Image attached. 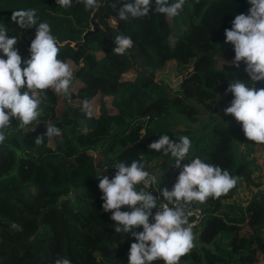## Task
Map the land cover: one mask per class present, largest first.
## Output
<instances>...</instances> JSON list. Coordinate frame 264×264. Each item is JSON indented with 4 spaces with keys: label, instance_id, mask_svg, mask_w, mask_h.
Masks as SVG:
<instances>
[{
    "label": "trees",
    "instance_id": "trees-1",
    "mask_svg": "<svg viewBox=\"0 0 264 264\" xmlns=\"http://www.w3.org/2000/svg\"><path fill=\"white\" fill-rule=\"evenodd\" d=\"M121 2L104 0L86 10L77 0L67 9L56 0H0V23L9 36L20 38L16 47L23 60L30 58L36 29L12 22L17 10L36 9L38 23L46 21L58 43L79 42L60 48L58 56L74 71L70 96L46 90L37 124L21 128L12 118L0 144V264H55L64 257L71 264H128L135 239L114 231L112 213L102 209L97 178L102 173L112 179L116 157L127 149L143 163L153 162L162 153L148 145L165 134L177 141L189 136L193 144L181 168L171 165L172 181L194 157L239 177L227 195L185 206L200 208L202 218L192 226L199 245L180 264H264V145L248 140L236 120L195 125L201 112L227 108L222 96L229 82L251 83L243 62L232 65L234 48L224 35L251 5L186 0L173 18L153 9L145 17L120 20ZM93 12L97 30L82 44ZM117 35L133 40L123 55L112 51ZM170 63L183 75L169 78ZM159 76L164 82L155 81ZM254 86L264 88V81ZM85 100L96 102L91 118ZM49 124L61 135L45 136L37 145L36 137Z\"/></svg>",
    "mask_w": 264,
    "mask_h": 264
},
{
    "label": "clouds",
    "instance_id": "clouds-1",
    "mask_svg": "<svg viewBox=\"0 0 264 264\" xmlns=\"http://www.w3.org/2000/svg\"><path fill=\"white\" fill-rule=\"evenodd\" d=\"M247 2L251 5L247 14L236 15L224 35L225 43H231L234 48L232 65L238 68L243 62L247 81L251 83L237 78L228 83L226 93H231L233 99L224 112L241 124L248 140L264 145V88L254 86L256 82L264 81V0ZM56 3L67 9L72 7L73 0H56ZM77 3H82L86 10L98 6V0H77ZM185 3L186 0H173L171 3L170 0H154L153 6V0H133L131 3L122 0L117 15L120 20H128L129 17H145L154 9L157 14L173 18L180 14ZM11 20L21 29L35 26L36 30L29 47L30 58L23 60L16 47L20 38L9 36L8 28L0 23V144L7 139L12 118L19 121L21 128L35 126L44 112L41 105L45 102L46 90L69 97L74 79L70 65L58 59L60 46L50 25L46 21L38 23L36 9L14 11ZM132 47L130 36L117 35L112 51L123 55ZM22 63L26 67L22 68ZM83 104L86 116L91 118L93 112L89 102L85 100ZM59 135L61 130L49 124L46 132L36 137L35 143L41 145L45 136ZM148 147L170 156L171 165L181 168V162L187 161L193 144L189 136H181L177 141L165 134ZM113 167L116 172L112 179L102 176V173L97 178L98 188L103 193L102 209L110 211L111 219L116 222L114 231L130 234L135 239L129 248L128 264H153L157 260H162L163 264H180L181 257L194 249L196 240L185 206L192 202L206 203L210 197L219 199L235 188L239 181L238 176H232L226 169L194 157L182 166L171 191L159 189L163 202L158 208L160 197L149 190H137V185H156L157 190L164 172L150 173L145 164L137 160L130 164L117 162ZM122 207L129 210L121 211ZM154 208L158 211L153 216ZM150 216L154 223L149 222ZM135 228L143 230L136 232L133 231ZM55 264H71V260L57 258Z\"/></svg>",
    "mask_w": 264,
    "mask_h": 264
},
{
    "label": "rangeland",
    "instance_id": "rangeland-1",
    "mask_svg": "<svg viewBox=\"0 0 264 264\" xmlns=\"http://www.w3.org/2000/svg\"><path fill=\"white\" fill-rule=\"evenodd\" d=\"M223 62V58L221 57H217V66H221ZM168 72L167 75L169 76V78H175V77H180L181 75H183L184 72H180L177 73L176 71H174L173 68V64L170 63L169 67L167 68ZM161 77H157L155 81H163V79H160ZM165 79V77H164ZM164 82V81H163ZM223 99L225 100V102L227 103V107L230 106V102L233 99V96L231 93H226L225 95L222 96ZM89 106L94 110L96 109V102H92L89 104ZM225 108V107H224ZM231 115H226L223 109V106L221 107V109L217 112L214 113H209V112H201V114L198 117V120L195 122L196 128H198L201 125H204L206 121H212V122H226L232 125V123L235 121L234 118L230 117ZM195 128V129H196ZM261 153V151H259ZM262 155V153H261ZM117 162H125L130 164L133 160H137V161H141V159L134 157L131 154L130 150H125L122 153H120L117 157H116ZM143 162V161H141ZM171 163H172V158L169 156H165L163 155V153L154 160V162L152 163L151 166H153L152 168H150V165L147 163H144L146 166V169H151V173H162L164 172V175L161 179V182H164L165 180H167L169 178V176H172L173 174V170L171 168ZM104 170V169H103ZM101 170V171H103ZM161 185V184H160ZM195 245L198 246V242L197 240H195ZM204 253H207V250L204 249ZM210 260V259H209ZM157 262L159 264H163L162 260H157ZM208 264H215L212 261H209Z\"/></svg>",
    "mask_w": 264,
    "mask_h": 264
},
{
    "label": "built area",
    "instance_id": "built-area-1",
    "mask_svg": "<svg viewBox=\"0 0 264 264\" xmlns=\"http://www.w3.org/2000/svg\"><path fill=\"white\" fill-rule=\"evenodd\" d=\"M175 183L176 182L171 181L168 184H166L163 188H167L169 191H171ZM156 187H157L156 185L141 184L142 190H149V192L152 193L154 196L160 197V199L158 200V205H157V207L159 208L160 202H163V197L160 195V191H159L160 188L156 190ZM164 203H167V202L165 201ZM169 206L171 207L172 205L169 204ZM157 211L158 209H155V208L152 209V215L154 216ZM186 214L188 215L190 226L196 225L202 218V211L198 207L186 209ZM149 222L154 223L152 216L149 217Z\"/></svg>",
    "mask_w": 264,
    "mask_h": 264
},
{
    "label": "water",
    "instance_id": "water-1",
    "mask_svg": "<svg viewBox=\"0 0 264 264\" xmlns=\"http://www.w3.org/2000/svg\"><path fill=\"white\" fill-rule=\"evenodd\" d=\"M104 0H98L99 3H102ZM94 17H95V12L92 13L91 17H90V23H91V28L90 29H86L82 35V41L81 43L82 44H85V39H86V36L89 34V33H92L94 31L97 30V24L96 22L94 21ZM60 48H68L70 46L72 47H77L79 42H75V43H72L70 41H64L62 43H58ZM191 69V68H189ZM61 198V197H60Z\"/></svg>",
    "mask_w": 264,
    "mask_h": 264
},
{
    "label": "crops",
    "instance_id": "crops-1",
    "mask_svg": "<svg viewBox=\"0 0 264 264\" xmlns=\"http://www.w3.org/2000/svg\"><path fill=\"white\" fill-rule=\"evenodd\" d=\"M154 162V161H153ZM153 162H150V163H148L149 165H150V168H152L153 166H151L152 165V163ZM147 170V169H146ZM147 171H152L151 169H148ZM170 181H172V176H169V178L167 179V180H165L164 182H161L160 184H159V186H158V188H160V189H162L166 184H168Z\"/></svg>",
    "mask_w": 264,
    "mask_h": 264
}]
</instances>
